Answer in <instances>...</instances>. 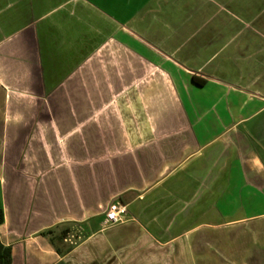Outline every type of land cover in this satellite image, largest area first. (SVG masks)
Here are the masks:
<instances>
[{
  "label": "crops",
  "instance_id": "0c3cea01",
  "mask_svg": "<svg viewBox=\"0 0 264 264\" xmlns=\"http://www.w3.org/2000/svg\"><path fill=\"white\" fill-rule=\"evenodd\" d=\"M0 209L10 264H264V0H0Z\"/></svg>",
  "mask_w": 264,
  "mask_h": 264
},
{
  "label": "built area",
  "instance_id": "2783aa9c",
  "mask_svg": "<svg viewBox=\"0 0 264 264\" xmlns=\"http://www.w3.org/2000/svg\"><path fill=\"white\" fill-rule=\"evenodd\" d=\"M126 205L120 201H112L104 212L103 224L105 226L114 225L124 221L126 215Z\"/></svg>",
  "mask_w": 264,
  "mask_h": 264
},
{
  "label": "trees",
  "instance_id": "16d2710c",
  "mask_svg": "<svg viewBox=\"0 0 264 264\" xmlns=\"http://www.w3.org/2000/svg\"><path fill=\"white\" fill-rule=\"evenodd\" d=\"M2 222V211L0 209V223ZM10 248L0 242V264H10Z\"/></svg>",
  "mask_w": 264,
  "mask_h": 264
}]
</instances>
